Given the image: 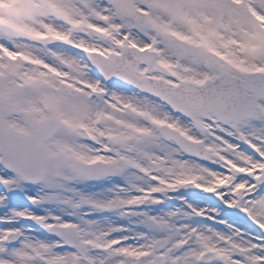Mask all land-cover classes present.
<instances>
[{
  "label": "snow or ice",
  "instance_id": "6c2138e0",
  "mask_svg": "<svg viewBox=\"0 0 264 264\" xmlns=\"http://www.w3.org/2000/svg\"><path fill=\"white\" fill-rule=\"evenodd\" d=\"M0 264H264V0L0 9Z\"/></svg>",
  "mask_w": 264,
  "mask_h": 264
},
{
  "label": "rangeland",
  "instance_id": "374dc122",
  "mask_svg": "<svg viewBox=\"0 0 264 264\" xmlns=\"http://www.w3.org/2000/svg\"><path fill=\"white\" fill-rule=\"evenodd\" d=\"M13 2H14V0H3L4 6H1L0 9H3V7H6L7 5H10ZM93 190H95V189H93ZM201 206H203V205H201Z\"/></svg>",
  "mask_w": 264,
  "mask_h": 264
}]
</instances>
